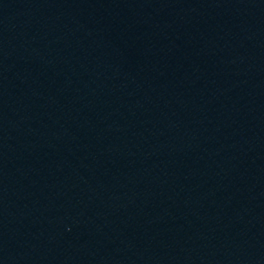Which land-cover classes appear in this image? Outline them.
I'll list each match as a JSON object with an SVG mask.
<instances>
[{"label":"water","instance_id":"water-1","mask_svg":"<svg viewBox=\"0 0 264 264\" xmlns=\"http://www.w3.org/2000/svg\"><path fill=\"white\" fill-rule=\"evenodd\" d=\"M0 264H264V0H0Z\"/></svg>","mask_w":264,"mask_h":264}]
</instances>
